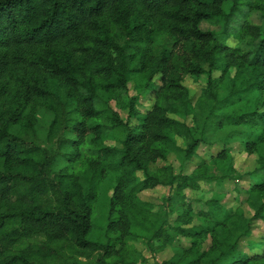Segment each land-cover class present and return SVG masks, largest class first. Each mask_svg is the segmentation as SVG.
Segmentation results:
<instances>
[{"label": "trees", "instance_id": "16d2710c", "mask_svg": "<svg viewBox=\"0 0 264 264\" xmlns=\"http://www.w3.org/2000/svg\"><path fill=\"white\" fill-rule=\"evenodd\" d=\"M187 75H206L197 98ZM233 140L257 154L253 171L234 167ZM217 142L190 173L168 162ZM246 176L235 188L251 217L213 197L199 225L181 227L194 213L187 190ZM158 186L174 192L141 198ZM259 221L264 0H0V264H150L132 240L173 245L162 264H264V240L240 246Z\"/></svg>", "mask_w": 264, "mask_h": 264}, {"label": "rangeland", "instance_id": "374dc122", "mask_svg": "<svg viewBox=\"0 0 264 264\" xmlns=\"http://www.w3.org/2000/svg\"><path fill=\"white\" fill-rule=\"evenodd\" d=\"M256 22H259V16L255 17ZM201 27L204 30H218L219 27L210 24L209 22L203 21L201 23ZM229 44L231 46H235L237 41L234 38H230L228 40ZM234 71L232 72V74ZM185 85L188 86L190 90V95L193 98H197V96L200 94L202 88L206 84V75L201 76L199 79H194L193 77L187 75L185 77ZM136 91L134 83L131 84V93L134 94ZM153 96L147 98L146 100L141 101V105L139 106L142 112H146L149 108H151L153 104ZM126 116V115H124ZM47 120V119H46ZM48 124L45 122V119L43 122H41V125H39V136H43L45 134V130L47 128ZM179 142L182 144V139H178ZM107 143L115 144V141H108ZM228 147L231 148V153L233 156V162L234 167L238 172L241 174H245L247 172L253 171L258 166V156L256 153H249L247 152L240 140H233L228 143ZM222 148V144L217 143H211V144H202L197 150V153L194 157L191 159H184L181 158L177 153H172L169 156L168 162L172 163L175 167V170L178 173H190L199 162L201 161H207L210 162L212 159V156H215ZM164 162L159 161L156 166L159 164H162ZM112 174V173H110ZM111 180V175H108L106 180L104 181V184H109ZM249 177L246 176L242 179H226L223 182H202L201 188L199 190H187L186 193L189 196V201L193 205V211L192 219L189 218L190 222L182 223L181 227L185 228H194L197 225L201 223V220L197 216V211L200 209H207L208 204L207 202L212 199L213 197H218L223 203L226 208L228 209H236L241 208L245 211L246 215L248 217H251L253 215V210L248 206V204L245 202L246 193L244 191L238 192L236 190V186L239 184L241 187H249L250 184ZM173 189L170 187H164V186H158L153 189H148L143 191L140 196L143 200H148L151 202L156 203L157 205H160L163 203V199L165 197L171 196L173 194ZM111 194V191H110ZM99 202L97 203L96 207L100 205V207L106 202L105 196L103 192H101L99 197ZM174 212V211H173ZM99 216V210H96V213L94 214V218ZM177 216V212L173 215H171L170 222H176L175 217ZM187 218V216H185ZM256 241L260 242L264 240V224L263 222H255L253 226L252 233L249 237L243 238L241 240L240 246L241 249L246 250L248 246V241ZM209 239L203 241L202 247L203 249L208 246ZM174 242L177 244L179 242H182V244L188 245L190 243V239L183 235H177L175 237ZM129 243L134 244L138 250H140L146 258H148V263L150 264H162L164 260H167L169 258H172L175 254L174 246H168L164 251L161 252H151L147 246V244L143 240H132L129 241ZM201 247V248H202ZM141 262V261H140ZM143 264V262H141ZM147 263V262H146Z\"/></svg>", "mask_w": 264, "mask_h": 264}]
</instances>
